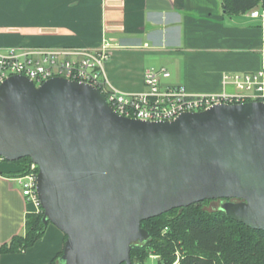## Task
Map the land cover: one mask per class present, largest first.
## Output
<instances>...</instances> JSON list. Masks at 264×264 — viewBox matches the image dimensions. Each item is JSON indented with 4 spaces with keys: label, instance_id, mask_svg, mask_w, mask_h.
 <instances>
[{
    "label": "water",
    "instance_id": "obj_1",
    "mask_svg": "<svg viewBox=\"0 0 264 264\" xmlns=\"http://www.w3.org/2000/svg\"><path fill=\"white\" fill-rule=\"evenodd\" d=\"M0 157L39 170L43 221L66 234L60 264H131L142 221L209 199L264 230V102L172 121L117 113L89 84L22 75L0 84Z\"/></svg>",
    "mask_w": 264,
    "mask_h": 264
},
{
    "label": "crops",
    "instance_id": "obj_2",
    "mask_svg": "<svg viewBox=\"0 0 264 264\" xmlns=\"http://www.w3.org/2000/svg\"><path fill=\"white\" fill-rule=\"evenodd\" d=\"M251 12L227 13L223 0H0V48L97 49L106 40L113 89L143 91L152 67L169 70L163 84L194 94L233 92L224 74L264 69V19ZM21 170L0 157V247L24 236L27 215L42 209L24 196ZM65 241L49 223L31 247L0 253V264H51Z\"/></svg>",
    "mask_w": 264,
    "mask_h": 264
},
{
    "label": "built area",
    "instance_id": "obj_3",
    "mask_svg": "<svg viewBox=\"0 0 264 264\" xmlns=\"http://www.w3.org/2000/svg\"><path fill=\"white\" fill-rule=\"evenodd\" d=\"M251 14L264 19V9L261 12L259 9L252 10ZM110 54V43L106 40L97 49L42 46L0 48V84L14 75L25 76L37 86L58 77L86 83L98 88L120 115L150 122L172 121L184 113L200 112L218 104L264 102V69L224 74L223 83L232 85L233 92L194 94L183 85L163 84V79L170 76L167 68L150 67L144 71L143 91L121 92L110 87L106 78L104 64ZM38 170V166L32 162L29 172L19 176L18 180L24 196L40 205Z\"/></svg>",
    "mask_w": 264,
    "mask_h": 264
},
{
    "label": "trees",
    "instance_id": "obj_4",
    "mask_svg": "<svg viewBox=\"0 0 264 264\" xmlns=\"http://www.w3.org/2000/svg\"><path fill=\"white\" fill-rule=\"evenodd\" d=\"M223 6L227 13L236 14L264 8V0H223ZM16 161L22 167L18 176L26 175L32 164L30 157ZM200 203L142 221L150 236L132 245L131 264H147L152 255L157 256L156 264H174L178 257L179 264H264V230L234 220L223 210H204ZM43 216V209L28 214L25 235L1 246L0 253L31 247L50 223H44ZM62 254L51 264H59Z\"/></svg>",
    "mask_w": 264,
    "mask_h": 264
},
{
    "label": "rangeland",
    "instance_id": "obj_5",
    "mask_svg": "<svg viewBox=\"0 0 264 264\" xmlns=\"http://www.w3.org/2000/svg\"><path fill=\"white\" fill-rule=\"evenodd\" d=\"M19 47H21V46H19ZM228 201H239V199H222V198H220V199H209L206 201L205 200L201 201L200 206L202 209L207 210V211H218V210L225 211V209L223 208V205ZM152 256H154V255H152ZM156 260H157L156 258L151 257V259L148 260L147 264H156ZM177 261H179V257L175 262H177ZM57 263L60 264V262H57ZM178 264H179V262H178Z\"/></svg>",
    "mask_w": 264,
    "mask_h": 264
}]
</instances>
